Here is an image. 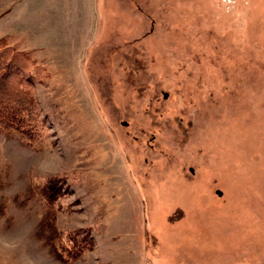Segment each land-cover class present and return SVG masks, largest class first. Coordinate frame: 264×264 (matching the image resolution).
Segmentation results:
<instances>
[{
	"label": "rangeland",
	"instance_id": "rangeland-1",
	"mask_svg": "<svg viewBox=\"0 0 264 264\" xmlns=\"http://www.w3.org/2000/svg\"><path fill=\"white\" fill-rule=\"evenodd\" d=\"M0 38L48 125L0 134V264H264V0H0Z\"/></svg>",
	"mask_w": 264,
	"mask_h": 264
},
{
	"label": "trees",
	"instance_id": "trees-1",
	"mask_svg": "<svg viewBox=\"0 0 264 264\" xmlns=\"http://www.w3.org/2000/svg\"><path fill=\"white\" fill-rule=\"evenodd\" d=\"M31 61L27 53L8 46L6 40L0 38V134L35 145L46 136L48 125L46 117L41 115L37 107L33 91V83L40 68L30 66ZM47 197L54 200L58 194L50 192ZM44 200L46 204L50 201L48 198ZM46 206L51 213L52 204ZM81 236L77 239V234H71L62 241L49 237L54 257L65 261L73 260L85 248L92 247L88 230Z\"/></svg>",
	"mask_w": 264,
	"mask_h": 264
},
{
	"label": "water",
	"instance_id": "water-1",
	"mask_svg": "<svg viewBox=\"0 0 264 264\" xmlns=\"http://www.w3.org/2000/svg\"><path fill=\"white\" fill-rule=\"evenodd\" d=\"M218 194H221V193L218 191Z\"/></svg>",
	"mask_w": 264,
	"mask_h": 264
}]
</instances>
